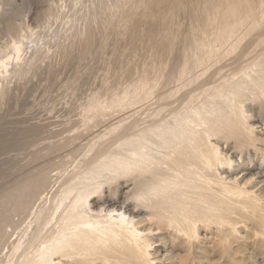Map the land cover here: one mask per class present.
<instances>
[{
    "label": "bare ground",
    "instance_id": "6f19581e",
    "mask_svg": "<svg viewBox=\"0 0 264 264\" xmlns=\"http://www.w3.org/2000/svg\"><path fill=\"white\" fill-rule=\"evenodd\" d=\"M12 1L0 101L48 36L79 25L82 60L148 22L128 42L140 63L112 64L122 80L79 119L0 132V155L24 156L0 161V264H264V0H35L30 16Z\"/></svg>",
    "mask_w": 264,
    "mask_h": 264
},
{
    "label": "rangeland",
    "instance_id": "374dc122",
    "mask_svg": "<svg viewBox=\"0 0 264 264\" xmlns=\"http://www.w3.org/2000/svg\"><path fill=\"white\" fill-rule=\"evenodd\" d=\"M11 6L15 7V9L22 8L21 12L24 11L23 13H27L29 16L34 15L38 11V8L35 7V0H13L11 2ZM180 10V12H177V16L174 15L175 21L173 22L176 25H174L172 22L168 25V28L175 29V27L177 28L178 25H185V15L183 16L185 13L183 12H186V7L184 6V8ZM157 20L159 19H153L149 21L155 23ZM147 22L148 21L144 22L140 27H131L126 30L122 28L121 24H118L117 30L120 31L119 35L111 34L108 39L106 38L107 40L104 43L102 53H91V55L88 53L85 55L86 59L83 56L82 60L81 57L79 58V49L81 46L78 48V45H81V43L84 41L86 38V33L78 32L79 25L74 29H71L72 31L68 30L66 34L63 33L62 36L58 35L59 37H56L53 40L52 35L48 36L49 40L47 41L49 42L50 53H48L49 55H41L42 62L40 61V63H38L39 65H37L39 69L37 68L36 71L33 69L32 72L35 71L34 74L30 72L28 75L24 76L23 79L16 80V82H14L15 84L11 85V90L8 92V95L5 96L3 100H1L2 102L0 101V127L4 126L0 132L3 129H5V131L8 129L7 132H10L11 130L13 131L14 129L21 128V126L28 127L31 125H47V131L49 132L55 131L62 127L63 125L59 126L58 124L63 121L67 120L72 122L79 119V115L77 114L80 110L77 109V106L80 102H83L87 94H89L92 90H99L98 87L102 88V84L112 81L114 83L117 77L118 81L120 79L122 80V76L120 75L121 72L126 70V68L129 66L132 68L135 63H140L141 58L144 55V51L141 50L137 53L135 49L130 44H128V42L134 37H139L137 34H141L140 29L144 27ZM92 29L95 38L94 44L98 46L101 33L96 29V26H94ZM73 31L76 32L77 35ZM96 34H99V36L97 37ZM96 37L99 40L96 39ZM115 37H117V39ZM70 40H73L72 44ZM116 40L117 43H115ZM125 62H127V67L121 65V63L125 64ZM112 64L124 67L121 69L119 68L123 71H120L117 68L115 70V74V72L112 70L111 73L113 74L111 76L109 70H111L110 67ZM107 67H109V69ZM56 68L58 69L56 70ZM105 78H112L113 80L106 79L103 81L102 79ZM14 95H16L15 98ZM119 115H116L115 118L118 119ZM23 157V155L17 156L15 153H9L8 155L2 154L0 155V161L8 162L9 159L13 158L15 160L14 162H16L18 159H22ZM11 162L12 159L9 163Z\"/></svg>",
    "mask_w": 264,
    "mask_h": 264
}]
</instances>
